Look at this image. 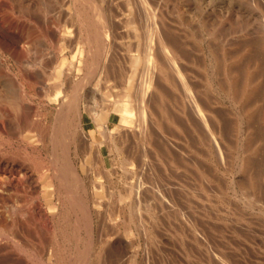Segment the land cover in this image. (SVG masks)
<instances>
[{
	"label": "rangeland",
	"instance_id": "374dc122",
	"mask_svg": "<svg viewBox=\"0 0 264 264\" xmlns=\"http://www.w3.org/2000/svg\"><path fill=\"white\" fill-rule=\"evenodd\" d=\"M60 1L0 0V217L3 223L6 221L5 225L10 226L8 229L11 236L10 240L8 236L0 234V264H59L53 260L61 257V264H68L67 257L70 260L68 253L74 243L68 238V231L64 229L65 234L58 228L68 227L71 232L81 215L65 201L64 191L61 190L64 198L60 195V202L55 194L50 198L46 196L42 188L45 187L43 184L47 177L53 183L47 188L57 189V181L50 175L51 146L46 140L50 128L57 125L55 117L60 102L57 97L67 96L71 90L69 88H72L63 74L56 76V69L61 66L66 71V65L74 67V82L81 91L84 101L82 106L86 109H83L84 119H79L86 126V134L82 135L80 130L75 133L76 140L69 145L68 154L76 174L84 181L86 197L95 200V195L100 199V219L94 218L92 230L94 248L98 247L96 239L104 229H107L105 232L112 231L106 218L109 215L122 218L114 213L117 208L125 207V202L119 207L121 195H127L130 188L133 198V194H136L134 186L139 190L144 180L149 181L144 184L148 189L141 191L143 198L138 204L135 202L141 213H144L141 216L149 225V233L145 236L136 227H131L134 257L129 255V248L110 244L103 248L102 251H107L102 252L101 258L95 257L92 263L264 264V0H160L164 3L162 13L166 23L165 33H172L167 36L177 44L182 56L179 61L183 71L181 73L200 105V113L206 124L192 109L188 111L185 108V113H188L186 115L182 112L181 108L187 105L180 98L182 92L179 86L174 88L169 78V84L167 81H157L160 89H168L164 92L161 89L162 94L167 93L162 96L165 98L163 104L167 106L164 105V109L168 116L176 117L177 122L174 123L178 127L174 128L168 121L167 124L162 122V129L166 128L165 135L177 140L174 141L176 147L172 149L173 156L176 154L175 160L167 158L163 149L155 147L152 156L156 160L153 161L152 156L148 158L151 167L147 165L149 162H145V165L141 163L144 146L122 133L116 135L111 151L107 143H104V152L96 153L94 150L95 142L103 138V135L94 126L88 127L87 123L92 124L94 108L98 111L96 109L99 108L101 95L89 94L96 78L82 79L84 71L90 67L86 68L80 62L79 46L73 42L77 37L75 27L70 21L55 19ZM106 1L108 4L110 0ZM112 1L109 6L113 4L114 9L117 0ZM62 25L69 26L72 32L69 30V40L59 42L58 33ZM130 38V31L124 30L121 35L123 44L117 45L114 50V67L119 68V74L113 72L114 69L110 70V78L99 85L102 91H108L106 94L109 97L106 96L110 100L117 99V94L126 89L128 77L125 70L128 71L129 60L133 64H141L140 51ZM222 56L226 59V65H231L227 67L231 72L224 74L221 67L216 65L214 58ZM78 65L79 71L76 70ZM246 75L251 83L253 81L250 87L253 90L244 99L237 101L234 90H240L243 84L240 80ZM172 77L177 82L176 77ZM226 79H231L229 88ZM82 82L85 85L81 88ZM159 97H156L157 102ZM176 99L184 105L181 103L179 106ZM172 102H176L180 108L175 109L176 114L172 108H175V103ZM170 108L173 110L169 111ZM246 125L249 132L244 129ZM107 127L112 129V120L107 121ZM113 148L120 152L115 149L116 153ZM243 156L249 164L240 170L239 162ZM124 157L130 163L122 161ZM185 159L186 162H183ZM107 174L108 178L105 177ZM104 178L108 179L107 182ZM243 179L247 186L251 185L250 188L246 187ZM239 184H245L244 188ZM248 193L252 194L249 196ZM247 195L253 198L249 199ZM52 204L56 205L53 209L49 208ZM104 217L103 227L101 222ZM122 230V222H118L113 229L118 231L119 237H123ZM83 231L82 228L80 233L83 234ZM51 250L55 255H60L57 258L50 256L51 262H48Z\"/></svg>",
	"mask_w": 264,
	"mask_h": 264
},
{
	"label": "bare ground",
	"instance_id": "6f19581e",
	"mask_svg": "<svg viewBox=\"0 0 264 264\" xmlns=\"http://www.w3.org/2000/svg\"><path fill=\"white\" fill-rule=\"evenodd\" d=\"M109 2L113 3L112 0H110ZM109 2L107 4L106 0H61L60 4L58 5L59 8H58V6L56 7L58 9H56L57 12L55 13V19L57 21H70L71 25H73L75 27L74 29H75V33H77V37H76V39L73 42H74V44L77 42L76 45L79 46V50H80L79 59H80V62L84 63L83 65L86 68L90 67L89 70L86 69L84 71L82 79L89 78L90 80H94L96 78V82L92 86L91 93L89 92V94L92 95V96H95L96 94L101 95L100 96L101 98L99 100L100 104H98L99 108L96 109L98 111H95V108H94V113L92 112L93 113V117H92V120H91L92 124L87 123L88 127L94 126L95 130L96 131L98 130L101 133V135H103V138H101L100 140L95 142L96 144H94V146H95L94 150L96 151V153L97 152H101V153L104 152L103 146L106 145L104 143H107V146H108V148L111 151V147H113L112 143L116 142L115 141L116 135L119 136V134L122 133V134H124V136L127 135L126 137L131 136V138H134V140L136 139L137 143H140L141 145L144 146V148L142 147V151L145 150V152L142 153V157L140 158L142 160L141 163L143 165H145V162L146 163L149 162V163H147V165L151 164L150 163V159L148 160V158H150V156L154 155L153 154V152H154L153 150H154L155 147L159 148V149H163V151L168 155L167 158L170 157V159H172L174 161L175 160L174 156L176 154L173 156L174 152H172V149L176 147L175 143H174L175 139H172V137L169 136V135H165L164 131H166V128H165V130L162 129V122L164 121L166 124L169 122V123H171V126L173 125V127L175 128V126H176L175 124L176 123H174V122H177V120H176V117L174 115L168 116V112L164 109V107L166 105L163 104L164 103V101H163L164 97H162V96H163V94L165 96L167 93H163L162 94L161 91L163 89L161 88L162 89L161 90L159 88L160 84H158L157 81H161V80L167 81L168 78H169L170 79L169 82L172 83L174 88H176V87L177 88H179V87L181 88L182 94H180V98L182 99V102L188 106V107L187 106H183L184 109L181 108L182 112L185 113V108L188 111L192 109L200 117V119H202L204 124H206V121L204 119V116L202 117V115L200 113L201 110H200L199 103L193 97L192 93L190 92L191 88H189L188 83L186 82V80L184 79V77H183V75L181 73L183 71L181 70V67L179 65V61L181 60L182 56H181L180 51L176 47L177 44L175 45V42H173L174 40L173 39L171 40L170 37L167 36V35H170V34H166L165 33V29H166L165 24L166 23H164V14L162 13L164 3H162L160 0H117V2L114 3V9H113L112 8L113 4L111 3L112 5L109 6V4H110ZM122 3H123V5H121ZM122 7H124V10H122ZM257 8H259V7H257ZM26 11H27V9H26ZM259 12H260V10H259ZM250 14H252V13L250 12ZM258 14H261V13H258ZM69 30H70V32H72L69 26H65V25L61 26V28L59 29V33H58V41L59 42L66 41L70 37ZM124 30L130 31V34H131V37H132V38H130V40L133 41V43H135L137 50L140 51V55H141L140 63L141 64L140 65L139 64H133V62L131 60H129L128 71L125 70V74L128 77V83H127L126 89H124V91H122L121 93L117 94V96H118L117 99L110 100L108 98L109 97L108 94H106L108 91L107 92L102 91L99 88V85L100 84L103 85V83H106V81L110 78V73L112 72L110 70L114 69L113 72L117 71L116 73L119 74V71H120L119 68H115L114 67V60L115 59L113 58V54H114V50L116 49V46L120 45V44H123L122 40H121V35H122V32ZM173 34L175 35V32ZM171 35H172V33H171ZM79 42H81V44ZM82 51H84V54H83ZM77 52H78V50H77ZM214 60H215L216 65L221 67L222 73L224 72V74H225V72L229 71L227 69V67L229 68V66H231V65H229V66L226 65V59L223 56H222V58L221 57L220 58L215 57ZM66 68L67 69L65 71V68H61V66H59L56 69V71H55L56 72V76H59V75L63 74L64 77H65V80L66 79L69 80V82H70L69 86H71L72 88H69L71 90H69V93H68L67 96H65V95L61 96L60 95L61 97L60 96H59V98L57 97V101L58 100L60 101L59 102V106H58L59 107L58 108V112L56 113V117H55V123H57V125L53 126L52 128H50V135H49L48 139L46 140V141H48L50 143V146H51V152L49 154V156H50L49 159H50V163L52 165V172H51L52 174L50 173V175H52V178L57 181V189L55 187H51L50 189H48L53 183H51L52 181L50 180V178L48 179L47 177L45 178V180L47 179L46 182H44V184H43V186H45V187H42V188L45 189L44 192L46 193V196L48 195L49 198H50L51 196H53L55 194L57 197H59L60 202H61V199L63 197L61 195V190L64 191L65 192V201L68 202L69 206L70 205L72 206L73 210H77L80 213V215H81L79 217L81 219V222L79 221L80 220L79 219L75 223L76 226L75 225L73 226V223L71 224L73 226L72 229L70 228L71 232L69 231L68 227H64V228L60 227V228H58V230L60 229L63 233H65V231L66 232L68 231L67 232L68 238H70V240H72L73 243H74L73 244L74 247H73L72 250L70 249L71 251L69 250L70 251L69 253L66 250L68 255L70 256V260L67 257L68 264H94V263H92L93 259L95 257H100L101 258L102 252L107 251L106 249L104 251H102L103 248L107 247V245H110V244L129 248L130 250L127 249L130 252L129 255L131 257L132 256L134 257L135 253H134V251L132 249L134 244H133V237H132V229H131V227H133V226H134L133 228L136 227V229H138L139 232L144 234L145 236L149 233V231H147V229L149 228V227H147L148 224L145 223L146 221L144 222V219H143L144 216H143V218L141 216L144 213L142 214L141 210H140V207L135 205L136 201H137V204H138L140 199L143 198L144 195L141 196V191L146 187L144 185L145 182L147 181V184H148L149 181L147 179L144 180L145 182H144L143 185L141 184L139 186V188H140V189L138 188L139 190H137V188L135 187L136 185L135 186L132 185L137 190V191L134 190L136 192V194L135 193L133 194L134 195L133 198H132L131 190L127 186L129 188V193L127 195H121V201H119V207L124 202H125V207L123 205L122 207L117 208V211L114 212V213H116L115 214L116 216H121L122 220L119 217L110 216L109 213L107 214L109 216H108V218H106V220H105V217H104L103 220L101 219L102 220V222H101L102 226H103V224H105V221H107L108 224H109L108 226L109 227L112 226V229H110L112 231L105 232L107 229H104V231H103L104 233L102 231H101L102 233H100V234L98 233L99 234L98 235L99 238L96 239V240H98L97 241L98 242V247L94 248L95 246L93 247V242L95 240L93 239L94 236H93V231L92 230H93V223L95 221L94 218L98 217V219H100L99 218L100 217V213L98 212L101 209L100 199L97 196H95V195H94V197H95L94 199L95 200H91L88 197H86L85 186H84V183H83L84 181L82 182L83 179L79 178L78 175L76 174V171H75V169H74V167H73V165L71 164V161H70V157H69L70 154H68V152L70 151L69 150V145L72 144V142L75 143L73 141L75 139V133H77L80 130L79 132L82 135L86 134V132H85L86 126L83 123H80V120H79L80 118L84 119V117H83L84 114H85L84 110H86V109H84L83 106H82V103H84V101H82L81 91L79 92V90L77 89V83H76V81L74 82L75 78H74V74H72L73 73L72 70L74 69V67L72 65H66ZM76 70L77 71L80 70L79 65L77 66ZM229 72H231V71H229ZM116 73H113V74L116 75ZM170 74L172 76L174 75L176 77V80H177L178 83L175 81V78L172 77ZM247 75H249L248 72H247ZM247 75L243 77V79H242L243 81L240 80L243 83V84L240 83V85L242 84V86L240 87V90H234L235 93H236V94L234 93L235 94L234 97H235V99L237 101L239 99H241V98L244 99V97L249 95L248 93H250V90H253V87H252V89L250 88L251 85L253 84V81L251 83V81H249V76H247ZM251 77H253V76H251ZM227 78H229V77H227ZM254 79H256V78H254ZM235 80H237V79H235ZM235 80H234V82H236ZM230 81H231V79H226V82H227V85H228V87L226 86L227 88H229ZM169 82H168V84H169ZM84 83L85 82H82L81 88L84 87V85H85ZM231 84H232V82H231ZM235 85H237V83ZM104 86H102V87H104ZM163 87H164V85H163ZM254 87H256V85H254ZM168 88H169V86H168ZM79 89H80V87H79ZM167 90H163V92L167 91ZM159 95H160V97H159ZM156 97L160 98L159 101H158L160 103L157 102V98ZM83 99H84V96H83ZM55 100H56V98H55ZM176 100L178 101L179 99H176ZM172 103H175L174 104L175 108L172 107L174 109V113H175V109L176 108L178 109L179 107L176 106L177 105L176 102H172ZM181 103L179 104V101H178L179 106H181ZM172 108H170L168 110L170 111ZM247 109H246V111H248L250 108L248 110ZM181 110H179V111H181ZM170 113L174 114L172 112H170ZM179 114L180 113H178V115ZM186 114H188V113H185V115ZM245 115H246V113H245ZM250 115L251 114H249L248 116H250ZM240 116H241V114H240ZM108 120H112V123H113L112 129L110 128L111 130H109L108 127H107V121ZM36 123H39V122H36ZM53 123H54V121H53ZM176 127H178V126H176ZM245 127H244V129H247V125ZM37 128H38V126H37ZM40 129H41V127H40ZM176 131H177V129H176ZM203 131H204V128H203ZM169 132H171V131H169ZM246 132H249L248 129H247ZM80 133H79V135H80ZM169 134H171V133H169ZM244 135H245V133H244ZM76 136H78V135H76ZM172 136H174V134ZM28 138H29V136H28ZM120 138H121V136H120ZM211 138H212V136H211ZM243 138H244V136H243ZM117 140L120 141L119 139H117ZM44 142H45V140H44ZM180 142H182V141H180ZM180 142H178V143H180ZM253 143H254V141H253ZM119 144H120V142H119ZM185 144H186V142H185ZM116 146H118V145H116ZM116 146L114 145V147H116ZM120 146H121V144H120ZM248 146H249V144H248ZM85 147L86 146H84V149H85ZM244 147H245V145H244ZM150 149H151V151H150ZM116 150L119 151V149H116ZM182 150L183 149L181 148V151ZM117 151H116V153H117ZM188 151H189V149H188ZM181 154H183V153H181ZM193 156H195V155H193ZM152 157H151L152 160L155 161L156 157L155 156H152ZM165 157H166V155H165ZM182 157L183 156H181V158ZM181 158H180V160H181ZM241 158H242V160L239 162V169L240 170L241 169H245L246 166H248V164H249V163H247L246 158H244V156L241 157ZM177 159H176V162H177ZM128 160L125 158L122 161H124L125 163H130V162H128ZM182 161L186 162V159L182 160ZM159 162H162V161H159ZM194 163H196V162H194ZM192 164H193V162H192ZM36 165H38V164H36ZM141 168H144V166L141 167ZM196 168H198V167H196ZM100 169H102V168H100ZM145 169H147V168H145ZM140 170H143V169H140ZM104 171H106V169ZM141 172L144 173V171H141ZM106 173H108V172H106ZM138 173H140V172H138ZM205 173H206V171H205ZM247 173H248V171H247ZM100 175H102V174H100ZM107 176H108V174L105 177H107ZM248 177L249 176H247L246 178H248ZM104 179L106 180V178H104ZM138 179H140V178L138 177ZM107 180H106V182H107ZM243 181L246 184V181L244 179H243ZM98 182H100V181H98ZM142 182H143V180H142ZM238 182H239V180H238ZM107 185H105V188H106ZM244 185L243 184H239V186H241L243 188H244ZM47 186H48V188H47ZM142 186H144V187H142ZM250 186L251 185L247 186V184H246V187L250 188ZM107 187H110V186L108 185ZM253 187H255V186H253ZM128 188H126V189H128ZM249 188L247 189L248 191H249ZM255 188H254V190H255ZM146 189H148V187L145 188L142 192H145ZM152 190H153V188L151 187L150 191H152ZM125 191H127V190H125ZM243 191H244V189H243ZM234 193H235V191H234ZM142 194H144V193H142ZM152 194H154V193H152ZM60 195L62 197H60ZM248 195H249V193H248ZM140 196H141V198H140ZM160 196H161V194H160ZM249 196H248L249 199L253 198V197H249ZM126 198H128V199H126ZM243 198H245V197H243ZM54 199H56V198H54ZM241 199H242V197H241ZM256 199L258 200V198H256ZM256 199H255V201H256ZM126 201H129V202H126ZM63 202L64 201H62V203ZM48 204L50 205V203H48ZM258 204H260V203H258ZM248 206H250V205H248ZM55 207H56V205L53 206V204L51 206H49V208H51V209H53ZM124 208H126L127 211ZM67 210H69V209H67ZM93 211H95V212H93ZM111 211H112V209H111ZM153 211H154V209H153ZM176 211H177V207H176ZM173 212H175V210ZM39 213H38V215H39ZM70 213H69V216H70ZM176 213H175V215H176ZM112 214H113V212H112ZM183 214H184V212H183ZM101 216H103V215H101ZM148 218H150V217H148ZM46 219H44V220H46ZM71 219H73V218H71ZM67 221H69V220H67ZM5 222L3 223V221H2V219L0 217V234L3 237L4 236L5 237L8 236L9 239H10L11 238L10 231H9L10 229H8L10 226L9 225H5ZM72 222H74V221H72ZM118 222H120V223L122 222L123 223L122 235H123L124 238L123 237H119V234L117 235L118 231H116V232L113 231V229H115L116 224ZM2 223H3V225H2ZM44 223H45V221H44ZM56 225H57V223H56ZM58 225H60V222H59ZM106 225H105V227L108 228ZM82 228L84 229L83 234L80 233V230ZM64 229H65V231H64ZM12 236H14V235H12ZM80 238L83 239V242H81L82 239H81V241H79ZM55 240L56 239H54V243H55ZM147 240H149V239H147ZM67 241H69V239ZM13 242L14 241H12V243ZM70 243H71V241H70ZM64 247H62V248H64ZM67 247H69V245ZM54 253L52 251V253H50L51 255H49L47 257L48 258L47 259L48 262L51 260L50 256H53L55 258L59 257L60 254L57 256ZM64 254H65V252H64ZM61 258H59V259L57 258V259H55L53 261L61 264V262H62ZM25 263L26 262H24L23 264H25ZM105 263H103V264H105ZM109 263H110V261H109ZM8 264H12V263H8Z\"/></svg>",
	"mask_w": 264,
	"mask_h": 264
}]
</instances>
